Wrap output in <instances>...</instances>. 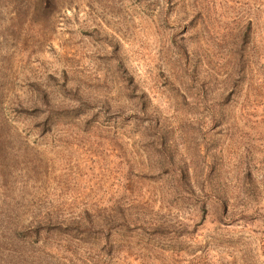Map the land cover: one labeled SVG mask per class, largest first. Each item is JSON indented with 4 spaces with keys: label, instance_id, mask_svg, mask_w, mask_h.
I'll use <instances>...</instances> for the list:
<instances>
[{
    "label": "rangeland",
    "instance_id": "374dc122",
    "mask_svg": "<svg viewBox=\"0 0 264 264\" xmlns=\"http://www.w3.org/2000/svg\"><path fill=\"white\" fill-rule=\"evenodd\" d=\"M9 216L64 224L25 264H264V0H0Z\"/></svg>",
    "mask_w": 264,
    "mask_h": 264
},
{
    "label": "trees",
    "instance_id": "16d2710c",
    "mask_svg": "<svg viewBox=\"0 0 264 264\" xmlns=\"http://www.w3.org/2000/svg\"><path fill=\"white\" fill-rule=\"evenodd\" d=\"M2 219L8 223L9 228L2 231L6 236L4 239H8V242L0 244V264H25V232L36 234L41 233L42 230L50 231L64 225L46 216H36L28 222H18L12 228L10 226L16 222L17 216L2 217Z\"/></svg>",
    "mask_w": 264,
    "mask_h": 264
}]
</instances>
